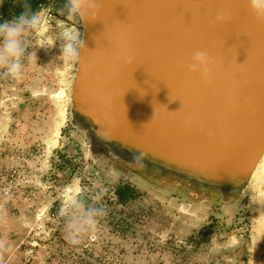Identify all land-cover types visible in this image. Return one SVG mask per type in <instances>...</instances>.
Masks as SVG:
<instances>
[{
	"label": "rangeland",
	"instance_id": "rangeland-1",
	"mask_svg": "<svg viewBox=\"0 0 264 264\" xmlns=\"http://www.w3.org/2000/svg\"><path fill=\"white\" fill-rule=\"evenodd\" d=\"M25 5L44 28L28 37L33 60L22 78L0 69V264H264V174L227 204L158 171L95 157L71 122L77 62L57 58L60 33L83 32L82 22L37 0H0V19ZM125 184L133 198L121 203L115 191ZM73 200L104 210L75 245L65 238Z\"/></svg>",
	"mask_w": 264,
	"mask_h": 264
},
{
	"label": "water",
	"instance_id": "water-1",
	"mask_svg": "<svg viewBox=\"0 0 264 264\" xmlns=\"http://www.w3.org/2000/svg\"><path fill=\"white\" fill-rule=\"evenodd\" d=\"M97 3L100 18L81 20L88 51L71 90L93 155L226 203L246 191L264 157V23L249 0ZM197 51L213 59L211 84L190 71Z\"/></svg>",
	"mask_w": 264,
	"mask_h": 264
},
{
	"label": "clouds",
	"instance_id": "clouds-1",
	"mask_svg": "<svg viewBox=\"0 0 264 264\" xmlns=\"http://www.w3.org/2000/svg\"><path fill=\"white\" fill-rule=\"evenodd\" d=\"M250 11L258 22L264 23V0H249ZM68 20H83L95 22L102 13L97 0H64L62 9ZM227 19L225 13L218 14V21ZM44 20L41 13L31 12L25 5V10L10 20L0 19V69L3 75L12 79L22 78L26 63L33 60L29 51L28 37L43 31ZM61 53L57 57L65 65L80 61L82 54L88 51L81 33L74 29H66L59 35ZM193 75H198L206 84L212 83L214 62L206 51H197L189 66ZM145 154L141 153L138 158ZM104 214L100 207L86 205L73 200L67 206L65 233L69 243L79 244L87 235L95 233L99 217Z\"/></svg>",
	"mask_w": 264,
	"mask_h": 264
},
{
	"label": "bare ground",
	"instance_id": "bare-ground-1",
	"mask_svg": "<svg viewBox=\"0 0 264 264\" xmlns=\"http://www.w3.org/2000/svg\"><path fill=\"white\" fill-rule=\"evenodd\" d=\"M83 33V32H82ZM82 35V34H81ZM72 88V87H71ZM71 90L72 89H70V93L68 94V97H69V99H71ZM84 132V131H83ZM84 135H86V133L84 132ZM87 147H88V145H87ZM95 157H98V158H100V157H104V158H106L107 160H109V161H111V162H117L118 161V159L116 158V157H114L112 154H110V155H108V156H105V155H102V154H99V155H95ZM264 174V157H263V159H262V161L259 163V165H258V167L256 168V170H255V172H254V174H253V177H252V180H251V184H252V181L253 180H255L260 174ZM261 176V175H260ZM258 178H260V177H258ZM257 180V179H256ZM250 184V185H251ZM250 185H249V187H250ZM248 187V188H249ZM247 188V189H248ZM245 193V190L244 191H242V193L240 194V195H243ZM240 195L238 194H235V195H233V196H231L230 198H228L227 199V204H233L235 201H237L239 198H240Z\"/></svg>",
	"mask_w": 264,
	"mask_h": 264
},
{
	"label": "trees",
	"instance_id": "trees-1",
	"mask_svg": "<svg viewBox=\"0 0 264 264\" xmlns=\"http://www.w3.org/2000/svg\"><path fill=\"white\" fill-rule=\"evenodd\" d=\"M133 189L130 185L125 184L116 189L115 193L119 199V202L125 203L133 198Z\"/></svg>",
	"mask_w": 264,
	"mask_h": 264
},
{
	"label": "built area",
	"instance_id": "built-area-1",
	"mask_svg": "<svg viewBox=\"0 0 264 264\" xmlns=\"http://www.w3.org/2000/svg\"><path fill=\"white\" fill-rule=\"evenodd\" d=\"M37 2H38V8L42 10H44L48 6L50 7L49 10L52 7H54L55 9L56 8L59 9L58 15H61V13H63L62 9L64 7V0H37ZM81 28L83 29L82 26Z\"/></svg>",
	"mask_w": 264,
	"mask_h": 264
}]
</instances>
